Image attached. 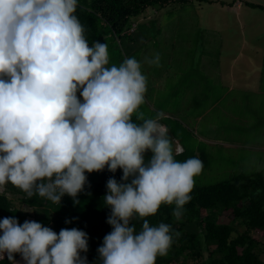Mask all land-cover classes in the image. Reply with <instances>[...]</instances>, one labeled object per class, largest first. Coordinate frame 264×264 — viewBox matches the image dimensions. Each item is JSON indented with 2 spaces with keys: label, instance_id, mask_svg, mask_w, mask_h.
I'll return each instance as SVG.
<instances>
[{
  "label": "clouds",
  "instance_id": "9594fccd",
  "mask_svg": "<svg viewBox=\"0 0 264 264\" xmlns=\"http://www.w3.org/2000/svg\"><path fill=\"white\" fill-rule=\"evenodd\" d=\"M77 7L78 0H0V186L11 183L29 199L60 205L67 195L78 203L86 173L122 169V182L106 184L112 231L98 249L100 264H156L180 233L146 218L174 205L179 221L203 163L174 158L164 114L140 111L147 92L141 62L127 57L108 67L107 44L89 45ZM144 63L158 66L159 53ZM0 232V256L12 264L16 254L25 264H88L81 253L89 237L79 229L57 234L5 217Z\"/></svg>",
  "mask_w": 264,
  "mask_h": 264
},
{
  "label": "rangeland",
  "instance_id": "374dc122",
  "mask_svg": "<svg viewBox=\"0 0 264 264\" xmlns=\"http://www.w3.org/2000/svg\"><path fill=\"white\" fill-rule=\"evenodd\" d=\"M213 1L151 9L134 19L130 29L133 33L140 22L150 19L162 25L165 37L135 55L147 77L140 111L154 117L168 110V119L162 120L171 130L177 161L200 158L204 152L201 160L206 166L194 186L242 172L264 175V11L247 5L264 6V0ZM156 53L158 66L144 63ZM222 72L233 86L223 82ZM181 144L186 154L181 153ZM7 188L0 186V192ZM10 196L19 204L21 196ZM220 221L228 223L230 217ZM253 234L263 238L261 230ZM16 264L25 262L21 257Z\"/></svg>",
  "mask_w": 264,
  "mask_h": 264
},
{
  "label": "trees",
  "instance_id": "16d2710c",
  "mask_svg": "<svg viewBox=\"0 0 264 264\" xmlns=\"http://www.w3.org/2000/svg\"><path fill=\"white\" fill-rule=\"evenodd\" d=\"M194 1L215 2L78 0L75 15L85 29L84 35L89 45L95 41L106 43L108 67H118L125 58L135 57L148 49L157 38L165 37L160 21L155 19L140 22L136 30L130 33L134 19L149 13L151 9L164 10L172 4L183 7ZM247 5L264 11L263 5L249 2ZM162 111L164 117L169 113L168 110ZM161 121L163 124V120ZM133 122L139 123L135 116ZM182 148L181 153L186 154L187 148L183 145ZM151 155V152L147 153L146 160ZM202 156H205L204 152L201 153L200 160ZM201 161L205 169L206 163ZM86 175L88 184L76 198L78 203L67 195L60 205L38 195L29 199L24 191L11 183L7 184L6 192H0V221L5 217H14L21 225L25 221H37L57 234L61 229L76 228L84 231L89 237V250L81 253V256H87L88 264H100L98 249L103 245L104 237L112 231L111 225L107 223L111 210L103 201L108 191L106 184L109 178L122 182L123 171L118 169L112 173L106 168L102 172ZM10 194L21 196L19 204ZM173 208L174 205H162L155 216L146 218L152 226L164 222L180 233L179 237H174L167 255L157 257L156 264H264V175L261 173L242 172L229 179L194 186L191 200L185 206L186 211L179 221L172 216ZM222 216L230 217V222H221ZM131 223L137 231L140 230L142 221L139 218L133 219ZM256 230L263 231L262 239L255 237L253 233ZM20 258L19 254L15 255L16 262ZM0 264L12 262L6 255L0 259Z\"/></svg>",
  "mask_w": 264,
  "mask_h": 264
},
{
  "label": "crops",
  "instance_id": "0c3cea01",
  "mask_svg": "<svg viewBox=\"0 0 264 264\" xmlns=\"http://www.w3.org/2000/svg\"><path fill=\"white\" fill-rule=\"evenodd\" d=\"M227 39H233V38H227ZM240 40H241V43L244 44L245 41L243 42V36L240 38ZM245 48H246V50H247V49H248V45L245 44ZM258 53H259V52H257L256 55H258ZM224 74H225V73L222 72V79H223V82L225 81V83H226L227 85L233 86V85H231L232 83H229V82H232V81L228 78L227 75H225V79H224ZM165 115L168 116L167 113H166ZM161 124H162V123H161Z\"/></svg>",
  "mask_w": 264,
  "mask_h": 264
}]
</instances>
